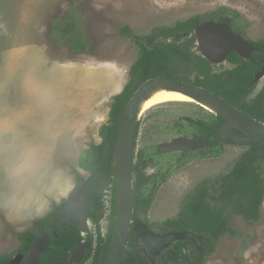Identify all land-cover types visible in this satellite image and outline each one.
<instances>
[{
  "label": "rangeland",
  "instance_id": "374dc122",
  "mask_svg": "<svg viewBox=\"0 0 264 264\" xmlns=\"http://www.w3.org/2000/svg\"><path fill=\"white\" fill-rule=\"evenodd\" d=\"M222 8L241 14L234 26L246 39H264V0H0V128L14 119L30 131L33 122L41 119V99L50 91L58 113L53 129L56 153L71 173L76 169L89 177L80 168L81 156L92 142H101L99 132L108 123L113 99L128 84L139 56L138 45L121 33L122 28L146 37L157 28H171L196 16L210 19ZM74 10L84 15L85 53L69 48L68 35L61 30L72 23L69 17ZM65 101H69V109L62 107L67 105ZM76 108L81 114L75 115ZM61 113L72 114L70 122L76 126L66 125ZM200 118L214 121L216 115L195 104H168L146 113L138 122L137 155L142 152L154 160L147 175L169 174L144 218L151 224L177 217L188 194L204 180L214 184L216 193L221 177L231 172L247 150L220 144L215 150L184 159L158 151L183 131L189 134L193 130L189 121ZM220 150V155L210 156ZM76 186L74 179L72 191ZM261 211V219L252 225L241 217L233 218L230 226L239 235L222 237L206 264H264V205ZM31 221L12 222L0 216V235L8 232V251L18 244L12 229H23ZM108 222H103L104 234ZM195 246L200 244H191L189 255H194ZM154 264L166 262L159 258Z\"/></svg>",
  "mask_w": 264,
  "mask_h": 264
},
{
  "label": "trees",
  "instance_id": "16d2710c",
  "mask_svg": "<svg viewBox=\"0 0 264 264\" xmlns=\"http://www.w3.org/2000/svg\"><path fill=\"white\" fill-rule=\"evenodd\" d=\"M83 18L82 13L74 10L69 17L72 23L61 29L65 36L68 35L67 46L79 53H85L88 48ZM240 18L241 14L238 12L222 8L214 12L210 20L218 19L217 22H226L235 27L234 20ZM204 21L202 16H196L178 22L171 28H157L146 37L133 34L129 27L121 30L124 36L130 37L138 45L139 56L131 67L128 84L113 99L108 123L103 125L99 132L101 142H92L81 156L79 164L82 170L90 174L98 171V176L91 186V212L88 216L98 227L105 214V192L113 186L111 230L107 250L113 240L117 216V193L113 169V151L118 137L116 123L128 102L145 82L160 78L169 82L181 81L203 87L243 110L250 117L264 122V90L250 104L245 101L254 90L251 86L254 75L264 63V40L256 43L262 52L254 54L250 61H245L237 53H232L228 61L237 64V67L233 71L216 74L213 73L212 64L194 51L197 48L194 32ZM219 120L223 121L221 118ZM138 128L139 124L135 147ZM212 129H215V124ZM218 142L221 141H211L213 146ZM149 162L150 160L140 155L138 164L134 165L135 219L147 215L153 202L152 195L145 196L143 193L144 187L151 180L144 173ZM72 174L77 186L86 179L76 169L72 170ZM209 182H202L186 197L176 218L160 225L161 234L186 232L191 237V240L178 242L164 253L166 263L205 264L207 257L214 253L222 237L239 235L230 226L233 218L241 217L249 225L261 219V208L264 205V142L253 144L245 151L231 172L221 177L216 193H213L214 184H208ZM64 203L65 201L53 207L50 214L36 221L31 231L22 237L23 246H29L38 237L40 230L49 233L54 230L58 233L59 238L53 240L49 252L43 257V264H60L58 255L62 257L64 253L68 254V251L76 247L73 241L67 240L64 244L60 240L67 235L66 232L61 231L59 225V211ZM77 230L80 232L79 229L71 226L69 233L75 234ZM199 238L203 240L201 250L195 256L189 255V245L192 240ZM139 245L140 241L131 233L128 256L124 264H150L146 255L147 247ZM4 259L6 258L0 256V263Z\"/></svg>",
  "mask_w": 264,
  "mask_h": 264
},
{
  "label": "water",
  "instance_id": "95a60500",
  "mask_svg": "<svg viewBox=\"0 0 264 264\" xmlns=\"http://www.w3.org/2000/svg\"><path fill=\"white\" fill-rule=\"evenodd\" d=\"M197 41L196 53L212 65L227 61L231 53H237L248 60L257 48L243 37L236 35L227 23L206 21L199 25L194 32ZM264 77V66L256 76L255 82ZM158 89L177 92L192 98L197 103L212 109L225 124L218 126L215 136L229 146L249 147L264 141V123L259 122L243 111L237 109L222 97L200 87L184 82H169L155 78L145 82L126 105L117 121L118 137L113 151V169L117 190V224L109 255L104 264H122L126 258L129 246L130 232L136 239L148 245L153 255L167 250L173 243L183 240L185 233L160 235L149 228L144 222L133 221L134 217V142L136 129L141 119L143 103ZM208 147V143L190 139L176 140L161 146V151L189 152ZM98 176V171L85 179L68 197L67 203L60 210L62 227L73 224L87 229V214L90 211L91 186ZM49 236L43 234L32 249L33 264L39 263L40 254L47 250ZM85 252V246L80 247L74 254L70 264L79 262ZM32 261V258H31Z\"/></svg>",
  "mask_w": 264,
  "mask_h": 264
},
{
  "label": "clouds",
  "instance_id": "9594fccd",
  "mask_svg": "<svg viewBox=\"0 0 264 264\" xmlns=\"http://www.w3.org/2000/svg\"><path fill=\"white\" fill-rule=\"evenodd\" d=\"M41 113L30 131L14 119L0 128V216L12 222L46 215L69 197L74 186L53 143L58 113L50 91L41 99Z\"/></svg>",
  "mask_w": 264,
  "mask_h": 264
},
{
  "label": "flooded vegetation",
  "instance_id": "af4514ba",
  "mask_svg": "<svg viewBox=\"0 0 264 264\" xmlns=\"http://www.w3.org/2000/svg\"><path fill=\"white\" fill-rule=\"evenodd\" d=\"M205 20V19H204ZM206 21H213V22H216V23H226V22H217L218 19H215V20H210V19H207L205 20L204 22ZM203 22V23H204ZM231 29L233 30V32L236 34V35H239L241 37H243L245 40H247L248 42L252 43L256 48H257V51L254 52L251 56L250 59L246 60L244 58H242L243 60L245 61H250L253 57L254 54L256 53H259V52H262V49L261 48H258L256 46V43H258L259 41H262L264 39H260L258 41H250L248 39L245 38L243 32L241 30H238L236 29L235 27H232L229 23H227ZM237 32H241V34H237ZM197 45V44H196ZM197 49V48H196ZM196 49L194 51H196ZM196 53V52H195ZM197 54V53H196ZM232 54V53H231ZM230 54V55H231ZM200 55V54H199ZM229 55V56H230ZM201 56V55H200ZM240 57V56H239ZM229 59V57H228ZM227 61L222 63V64H219V65H212V69H213V73H216V74H221L223 72H227V71H233L236 67H237V64L235 63H232L230 61ZM264 66V63L263 65L261 66L259 72H257L255 75H254V80L253 82L251 83V86L254 87V90L253 92L250 94V96H248L246 98V102H248L249 104L259 96V94H261V92L264 90V84L263 86L261 87V89L259 90V92L255 95V91L258 89V87L261 85V83L264 81V77H262L259 81L255 82L256 80V76L262 71V68ZM192 80L194 81V77H192ZM178 82H181V81H178ZM186 83V82H184ZM189 84V83H187ZM190 85H193V86H196L194 84H190ZM196 87H200V86H196ZM200 88H203V87H200ZM205 89V88H204ZM207 90V89H206ZM209 91V90H208ZM211 92V91H210ZM215 94V93H214ZM217 95V94H216ZM255 95V96H254ZM219 96V95H218ZM220 97V96H219ZM224 99V98H223ZM228 102V101H227ZM231 104V103H230ZM197 106H200L201 108L207 110L206 108H204L202 105L200 104H195ZM234 106V105H233ZM235 107V106H234ZM237 108V107H236ZM239 109V108H237ZM241 110V109H239ZM209 111V110H207ZM243 111V110H241ZM210 113L216 115V119L214 121H211V120H207V119H197L195 122H191L189 121L191 124H192V131L189 132V134H187L186 131H183L180 136L176 139H174L172 142L176 141V140H181V139H190V140H196V141H202V142H205V143H208V147L206 148H201L199 150H194V151H189V152H169V153H164L161 151V146L163 145H168V144H171L172 142L170 143H166V144H162L159 146L158 148V151L164 155H170V154H173V155H177L178 158H186V157H190L191 154H196V153H201V152H205V151H211V150H215L220 144H224V142L219 139L218 137L215 136V131L217 129L218 126H221L223 124H225V120L221 117H219L216 113L212 112V111H209ZM244 112V111H243ZM246 113V112H244ZM247 114V113H246ZM248 115V114H247ZM249 116V115H248ZM219 118L223 119V121L221 122L219 120ZM252 118V117H251ZM254 119V118H253ZM256 120V119H255ZM258 121V120H257ZM261 122V121H259ZM264 123V122H262ZM213 124H215V129L213 130L212 127H213ZM180 128H182L181 125H179ZM183 129V128H182ZM137 131V129H136ZM138 135H139V128H138ZM136 136V135H135ZM138 138V136H137ZM212 140H220L221 142H218L216 144V146H213L211 141ZM264 142V141H263ZM261 143V142H259ZM256 144V143H255ZM226 145V144H225ZM253 145V144H252ZM229 146V145H228ZM251 146V145H250ZM249 146V147H250ZM239 147V146H238ZM249 147H246L247 149ZM136 148H137V140H136V147H135V142H134V161H133V171H134V165L135 164H138L139 162V156L140 155H143V157L147 160H150V162L148 163V167L144 170V173L145 175L150 178V182L149 184H147L144 189H143V193L145 196H149V195H152L153 196V202H152V205H151V208L153 206V203L155 201V195L157 193V191L159 190L160 186L162 184H165L167 182V179H168V172L165 171V173H163L162 171H159L158 173H154L153 175H147L146 173V170L148 168H151L153 165H154V160L152 158H146L145 155L140 152L138 155H137V152H136ZM222 153V150L218 151V152H213L211 153L210 156H213L214 154L215 155H220ZM245 153V152H244ZM243 153V154H244ZM134 181H136V173L134 172ZM204 181H207L208 180H204ZM202 181V182H204ZM201 182V183H202ZM199 183V184H201ZM212 182L210 181L208 184H211ZM116 184V182H115ZM135 184V182H134ZM198 184V185H199ZM82 185V184H81ZM80 185V186H81ZM198 185L196 186V188L198 187ZM80 186H76V188L80 187ZM75 188V189H76ZM74 189V190H75ZM73 190V191H74ZM72 191V192H73ZM193 192V191H192ZM106 196H105V199H104V202H105V214H104V217L103 219L101 220L100 222V225L99 227L88 217L90 212H91V198H90V211L89 213L87 214V229H84V228H79L73 224H68L65 228L62 227V219H61V215H60V211H59V225H60V229L61 231H64L67 233L66 236H64L63 238H61L60 240H62L64 242V244L67 242V240L69 241H73L75 244H76V247L73 249V250H70L68 251V254L64 253L63 256H59V261L61 262L60 264H70L75 252L82 246H85V252H84V255L83 257L81 258V260L79 262H76L74 261V264H104L107 260V257L109 255V252H110V248H111V245H112V242L107 250V243H108V240H109V234H110V230H111V214H112V200H113V186H110L109 190H107L106 192ZM116 193H117V190H116ZM189 195V194H188ZM70 196V195H69ZM134 197H135V187H134ZM68 199V198H67ZM67 199L65 200V203L62 205V207L67 203ZM110 199V200H109ZM61 207V209H62ZM135 207V206H134ZM150 208V210H151ZM182 208V207H181ZM60 209V210H61ZM135 209V208H134ZM149 210V211H150ZM181 211V210H180ZM51 212V211H50ZM47 213L46 215L44 216H41L37 219H33L31 221V223L24 227L23 229H12L13 231V234L17 237V241H18V244L16 246L15 249H13L11 252L8 251V249H6V244H4L2 247H0V256L1 257H5L6 259H4L0 264H5V262H7V264H33V259L34 257H32V249L34 247V245L37 243V241H39L42 237V235L45 233L49 236V244L47 245V250L43 253L40 254V258H39V263L38 264H43V257L49 252V248L50 246L52 245V242L54 239H58L59 236H58V233L54 232V230H52L51 232L52 233H49L47 232L46 230H40L38 232V237L35 239V241H33V243L29 246H23V236L26 235L28 232L31 231L32 229V226L34 225V223L44 217H46L48 214ZM134 213H135V210H134ZM180 213V212H179ZM149 214V212H148ZM147 215H142L140 219H135L133 217V221H137V220H140L142 222H144L145 224H147L149 226V228L151 230H153L154 232L164 236V235H170V234H173V233H185L186 234V237L181 240V241H178V242H182V241H186L187 239H190L191 240V237L189 234H187L186 232H172V233H168V234H161L159 232H161V227L160 225L163 223H158L156 225L154 224H151L149 223L146 219L144 218H147ZM179 215V214H178ZM176 218V217H175ZM109 219V222H108V231L106 234L103 233V222L105 220ZM173 219V218H172ZM169 220V219H168ZM167 221V220H166ZM165 222V221H164ZM116 224H117V216H116ZM73 226L77 229L80 230V232L77 230L75 234H72V233H69V228ZM91 226H94V231L92 229ZM153 226H155L153 228ZM157 229H159V231H157ZM115 230H116V225H115ZM115 230H114V235H115ZM133 233V232H130V234ZM136 238V237H135ZM113 239H114V236H113ZM130 239V237H129ZM27 240V239H26ZM138 240V239H137ZM140 241V245L141 247L143 246H146L147 247V251H146V255H147V258L149 259V262L150 264H154V261H156L157 259L159 258H164L165 259V256H164V253L167 252L169 249H171L173 247V245H175L176 243H173L171 245L170 248H168L167 250L165 251H162L160 254L158 255H153L148 247L147 244H145L144 242H142L141 240H138ZM197 242L200 244L199 248L198 246H195V252H194V256L196 255V253L198 251L201 250L202 246H203V240L202 238H199L197 240H192L191 244L194 245V244H197ZM190 246V245H189ZM58 249V248H57ZM128 249H129V246L127 248V254H126V258L128 256ZM148 254H150L148 256ZM211 257L208 256L207 259H209ZM31 258H32V261H31ZM104 258V260H103ZM126 258L124 259L123 263L125 262ZM103 260V262H102ZM207 263V260L205 262V264ZM167 264V263H166Z\"/></svg>",
  "mask_w": 264,
  "mask_h": 264
},
{
  "label": "bare ground",
  "instance_id": "6f19581e",
  "mask_svg": "<svg viewBox=\"0 0 264 264\" xmlns=\"http://www.w3.org/2000/svg\"><path fill=\"white\" fill-rule=\"evenodd\" d=\"M196 103L197 102L195 100L183 94L173 91H168L165 89H158L143 103L140 116L142 117L143 115L152 111L153 109L168 104H196ZM202 106L207 110L212 111L211 108L205 105Z\"/></svg>",
  "mask_w": 264,
  "mask_h": 264
},
{
  "label": "crops",
  "instance_id": "0c3cea01",
  "mask_svg": "<svg viewBox=\"0 0 264 264\" xmlns=\"http://www.w3.org/2000/svg\"><path fill=\"white\" fill-rule=\"evenodd\" d=\"M95 100V99H94ZM65 102H67V105H64L63 104V106L62 107H66L67 109H69V107L71 106L70 105V103H69V101H65ZM74 107V106H73ZM82 109V108H81ZM76 111H77V108H76ZM82 111L84 112V114H85V109H82ZM63 113H61V115H62ZM78 114H81V112L78 110L77 112H76V114L75 115H78ZM62 116H64V117H62L63 118V120H65L64 122H66V125H69V123L70 124H72V122H70V120L72 119L71 118V116H72V114H68V115H66V114H63ZM73 123H77V122H73ZM72 125H74V124H72ZM76 125H74V127H75ZM1 232H3L1 235H0V237H1V240H0V247H2L4 244H5V240H6V237L8 236V232L6 231V230H4V231H1Z\"/></svg>",
  "mask_w": 264,
  "mask_h": 264
}]
</instances>
